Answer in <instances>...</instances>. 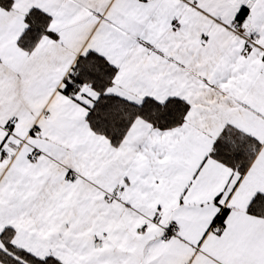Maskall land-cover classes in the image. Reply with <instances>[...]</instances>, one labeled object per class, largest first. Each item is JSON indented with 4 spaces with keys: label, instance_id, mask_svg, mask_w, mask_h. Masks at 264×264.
Masks as SVG:
<instances>
[{
    "label": "snow or ice",
    "instance_id": "snow-or-ice-1",
    "mask_svg": "<svg viewBox=\"0 0 264 264\" xmlns=\"http://www.w3.org/2000/svg\"><path fill=\"white\" fill-rule=\"evenodd\" d=\"M0 264H264V0H0Z\"/></svg>",
    "mask_w": 264,
    "mask_h": 264
}]
</instances>
